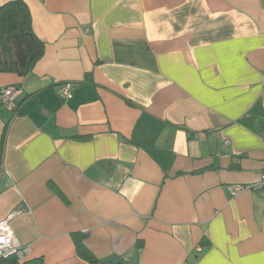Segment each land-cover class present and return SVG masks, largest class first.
<instances>
[{
  "label": "crops",
  "instance_id": "obj_1",
  "mask_svg": "<svg viewBox=\"0 0 264 264\" xmlns=\"http://www.w3.org/2000/svg\"><path fill=\"white\" fill-rule=\"evenodd\" d=\"M24 1L44 55L0 72L19 261L264 264V0Z\"/></svg>",
  "mask_w": 264,
  "mask_h": 264
},
{
  "label": "trees",
  "instance_id": "obj_2",
  "mask_svg": "<svg viewBox=\"0 0 264 264\" xmlns=\"http://www.w3.org/2000/svg\"><path fill=\"white\" fill-rule=\"evenodd\" d=\"M45 43L36 34L31 11L24 0H12L0 6V72L27 75L44 55ZM258 103L255 109H258ZM19 106L17 105V111ZM78 246L87 252L78 239ZM38 260L20 262L16 256L0 258V264H38ZM41 264V260H40ZM117 264H125L123 262Z\"/></svg>",
  "mask_w": 264,
  "mask_h": 264
},
{
  "label": "built area",
  "instance_id": "obj_3",
  "mask_svg": "<svg viewBox=\"0 0 264 264\" xmlns=\"http://www.w3.org/2000/svg\"><path fill=\"white\" fill-rule=\"evenodd\" d=\"M74 84L72 82H66L59 93L64 98H69L72 95ZM19 90L15 87H5L0 90V105H4L13 114L17 113V104L15 98L18 95ZM4 166L0 163V181L4 174ZM262 183H264V175L261 177ZM244 187L242 185H237L232 187L233 194H237ZM18 210L10 213L6 218L0 220V258H8L10 256H16L21 258L24 255V248L17 238L14 229L11 225L12 218L18 214ZM200 251L201 248L198 247Z\"/></svg>",
  "mask_w": 264,
  "mask_h": 264
}]
</instances>
